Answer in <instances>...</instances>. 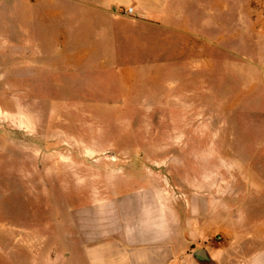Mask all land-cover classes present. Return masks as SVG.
I'll list each match as a JSON object with an SVG mask.
<instances>
[{
	"label": "rangeland",
	"instance_id": "1",
	"mask_svg": "<svg viewBox=\"0 0 264 264\" xmlns=\"http://www.w3.org/2000/svg\"><path fill=\"white\" fill-rule=\"evenodd\" d=\"M165 1L77 30L40 1L0 0V264H92L110 225L196 212L216 185L252 198L264 0ZM72 27L87 53L70 52Z\"/></svg>",
	"mask_w": 264,
	"mask_h": 264
},
{
	"label": "crops",
	"instance_id": "2",
	"mask_svg": "<svg viewBox=\"0 0 264 264\" xmlns=\"http://www.w3.org/2000/svg\"><path fill=\"white\" fill-rule=\"evenodd\" d=\"M37 1H40L38 3L43 15L46 11H51L55 19L58 17L61 21H72L77 30L79 23L96 22V19H106V16L114 19L118 16L116 9L121 6L132 7L135 13H141L149 6V12L156 11V15L161 16L164 13H159L157 7L164 6L167 2ZM65 31L67 32L66 29ZM65 31H61L60 39L65 36ZM75 37L76 31L72 27L70 52L87 53V47L79 50L76 44L72 45ZM235 178L239 177L235 175ZM244 180L251 183L247 186L252 194L251 199L232 197L227 202L218 196L221 189L216 185L213 200L207 195L198 196L196 212L194 200L187 203L188 205L176 202L170 206L165 205L167 212L160 224L154 222V225H125L124 221L123 225H110L109 236L103 237L99 244L104 252L106 248L108 252H103L100 256L91 255L92 264H264V163L261 174L245 175ZM247 205H251V212L246 210ZM255 245H261V250L255 249ZM199 249L206 250L209 258L207 261L197 258L195 254Z\"/></svg>",
	"mask_w": 264,
	"mask_h": 264
},
{
	"label": "water",
	"instance_id": "3",
	"mask_svg": "<svg viewBox=\"0 0 264 264\" xmlns=\"http://www.w3.org/2000/svg\"><path fill=\"white\" fill-rule=\"evenodd\" d=\"M195 255L201 261H207L209 259L205 249H199L198 251H196Z\"/></svg>",
	"mask_w": 264,
	"mask_h": 264
},
{
	"label": "built area",
	"instance_id": "4",
	"mask_svg": "<svg viewBox=\"0 0 264 264\" xmlns=\"http://www.w3.org/2000/svg\"><path fill=\"white\" fill-rule=\"evenodd\" d=\"M127 12H130V13H132V12H133V8H132V7H130V8L127 10Z\"/></svg>",
	"mask_w": 264,
	"mask_h": 264
}]
</instances>
